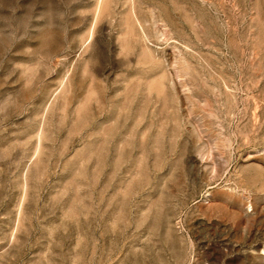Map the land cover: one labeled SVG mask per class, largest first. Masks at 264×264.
Segmentation results:
<instances>
[{
  "label": "rangeland",
  "instance_id": "374dc122",
  "mask_svg": "<svg viewBox=\"0 0 264 264\" xmlns=\"http://www.w3.org/2000/svg\"><path fill=\"white\" fill-rule=\"evenodd\" d=\"M0 264H264V0H0Z\"/></svg>",
  "mask_w": 264,
  "mask_h": 264
}]
</instances>
